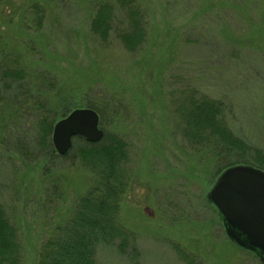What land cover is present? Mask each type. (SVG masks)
<instances>
[{
    "label": "rangeland",
    "instance_id": "1",
    "mask_svg": "<svg viewBox=\"0 0 264 264\" xmlns=\"http://www.w3.org/2000/svg\"><path fill=\"white\" fill-rule=\"evenodd\" d=\"M99 1L0 2V51L7 59L0 57V88L36 84L53 124L75 108H90L103 134L127 142L118 222L135 235L138 254L100 244L98 264H264L226 234L207 199L226 168L212 150L188 145L182 115L173 109L191 91L221 99L228 126L264 153V0H137L148 35L135 53L115 37L124 16L107 43L90 32ZM5 67L22 68L26 83L4 77ZM0 103V201L17 228L21 264H34L50 230L97 176L77 154L90 147L82 139L73 136L65 156L35 141L39 106L17 116ZM2 114L13 117L10 133Z\"/></svg>",
    "mask_w": 264,
    "mask_h": 264
},
{
    "label": "trees",
    "instance_id": "2",
    "mask_svg": "<svg viewBox=\"0 0 264 264\" xmlns=\"http://www.w3.org/2000/svg\"><path fill=\"white\" fill-rule=\"evenodd\" d=\"M92 8L89 30L96 38L107 43L114 30L115 20L124 16L122 28H118L115 37L131 53L141 49L147 39L148 26L144 8L137 0H103ZM245 47L248 46L242 43L238 45V48ZM4 56V52L0 51L2 61L7 60ZM21 69L5 67L2 69L3 76L13 77L19 84L21 81L26 83L28 76ZM20 86L8 84L7 88H0V102H4L8 108L6 113L17 116L23 115L29 106H39L41 119L35 132V141L40 139L44 149L53 151L51 134L54 119L46 113L45 107L40 106L46 101L45 96L36 84ZM48 90V87L41 89ZM186 97L173 109L182 115V136L189 146L212 150L223 170L244 161L264 169L263 151L235 134L226 123L224 111L227 105L223 100L202 93L196 96L192 91ZM2 115V129L10 133L12 116L5 118ZM76 139H82L84 144L90 146L78 148L77 154L93 170L97 180L77 199L72 213L50 230L40 245L34 264H98L97 248L100 244L115 245L120 253L138 254L135 235L118 222L121 198L127 185L124 174L129 159L127 142L120 135L108 131H104L98 143L88 142L80 136L73 140ZM21 253L17 228L0 201V264H21Z\"/></svg>",
    "mask_w": 264,
    "mask_h": 264
},
{
    "label": "water",
    "instance_id": "3",
    "mask_svg": "<svg viewBox=\"0 0 264 264\" xmlns=\"http://www.w3.org/2000/svg\"><path fill=\"white\" fill-rule=\"evenodd\" d=\"M73 136L89 142L102 138L95 110L75 108L55 122L51 140L58 154L70 150ZM207 199L216 207L228 237L264 263V171L244 164L228 167L208 191Z\"/></svg>",
    "mask_w": 264,
    "mask_h": 264
}]
</instances>
